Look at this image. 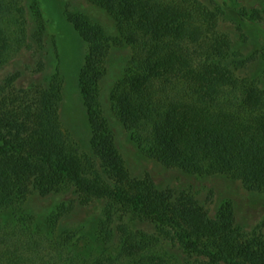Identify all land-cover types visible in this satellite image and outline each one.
<instances>
[{
  "label": "trees",
  "instance_id": "1",
  "mask_svg": "<svg viewBox=\"0 0 264 264\" xmlns=\"http://www.w3.org/2000/svg\"><path fill=\"white\" fill-rule=\"evenodd\" d=\"M86 1L105 10L119 31L116 40L88 16L66 11L87 45L77 82L88 151L62 125L61 52L42 2L30 8L36 23L30 35L22 1L0 0V68L29 46L30 36L53 56L45 82L16 88L19 76L12 75L0 86V211L20 209L33 192L46 197L73 188L81 205L106 203L100 250L82 258L74 235L50 236L23 222L12 231H22L26 251L0 249V264H185L169 253L171 243L200 264H264V238L241 230L231 201L211 216L192 195L132 176L102 101L110 52L124 43L132 54L110 103L136 147L167 167L233 176L264 193V89L231 67V43L220 29L228 2ZM259 16L254 11L249 18ZM67 213L58 209L52 218ZM126 217L155 233L117 223Z\"/></svg>",
  "mask_w": 264,
  "mask_h": 264
},
{
  "label": "rangeland",
  "instance_id": "2",
  "mask_svg": "<svg viewBox=\"0 0 264 264\" xmlns=\"http://www.w3.org/2000/svg\"><path fill=\"white\" fill-rule=\"evenodd\" d=\"M27 9L28 33L34 32L36 23L31 13L35 0H21ZM43 10L51 19V30L58 36L64 79L61 121L64 129L83 150H89L90 129L78 88V73L87 52L86 43L80 38L66 18V11L88 16L93 22L103 26L107 35L119 39V31L114 19L103 9L86 0H40ZM213 5L228 2V17L222 19L220 29L230 41L229 62L238 76L257 81L264 89V0H202ZM259 12L258 19L249 17ZM114 46L108 59V74L102 83V101L116 136L119 150L132 176H149L160 189H169L176 194L192 195L211 216H215L220 206L231 201L235 207L238 226L247 235L264 238V193L251 190L240 179L229 175H197L175 167H167L140 151L131 141L125 127L115 117L111 109L110 91L121 78L131 57V48L122 43ZM49 46H38L29 38V46L22 49L8 64L0 68V86L5 80L18 75L16 88H26L32 84L45 82L52 68V54ZM43 65V69H42ZM73 188L41 197L33 192L18 210L0 211V249L23 255L28 243L22 231H12L15 225L26 223L34 227L42 226L44 232L55 237L75 236V253L86 258L98 255L97 228L103 216L105 201L81 205ZM58 209L68 211L60 221L52 217ZM22 210V211H19ZM121 218L117 223H128L132 228L155 233L148 223ZM51 220V221H50ZM74 233V234H72ZM76 233V234H75ZM25 241V242H24ZM24 242V243H23ZM102 246V245H101ZM28 247V246H27ZM30 248L28 251H31ZM169 253L185 264H200V260L183 255L181 249L168 244ZM27 255H29L27 253ZM46 255V254H45Z\"/></svg>",
  "mask_w": 264,
  "mask_h": 264
}]
</instances>
